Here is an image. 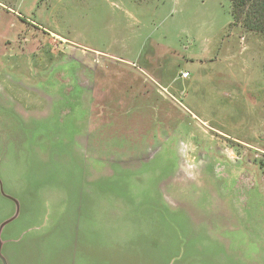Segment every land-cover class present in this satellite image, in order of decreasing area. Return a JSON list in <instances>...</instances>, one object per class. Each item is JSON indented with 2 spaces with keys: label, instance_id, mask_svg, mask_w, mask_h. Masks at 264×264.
Returning <instances> with one entry per match:
<instances>
[{
  "label": "rangeland",
  "instance_id": "1",
  "mask_svg": "<svg viewBox=\"0 0 264 264\" xmlns=\"http://www.w3.org/2000/svg\"><path fill=\"white\" fill-rule=\"evenodd\" d=\"M264 264V35L228 0H0V264Z\"/></svg>",
  "mask_w": 264,
  "mask_h": 264
},
{
  "label": "trees",
  "instance_id": "2",
  "mask_svg": "<svg viewBox=\"0 0 264 264\" xmlns=\"http://www.w3.org/2000/svg\"><path fill=\"white\" fill-rule=\"evenodd\" d=\"M234 24L264 35V0H228Z\"/></svg>",
  "mask_w": 264,
  "mask_h": 264
},
{
  "label": "water",
  "instance_id": "3",
  "mask_svg": "<svg viewBox=\"0 0 264 264\" xmlns=\"http://www.w3.org/2000/svg\"><path fill=\"white\" fill-rule=\"evenodd\" d=\"M1 261H2V264H6L5 261H4L3 259H1Z\"/></svg>",
  "mask_w": 264,
  "mask_h": 264
}]
</instances>
